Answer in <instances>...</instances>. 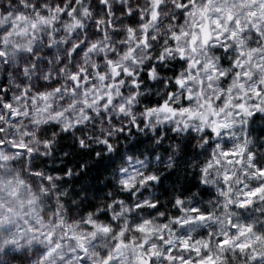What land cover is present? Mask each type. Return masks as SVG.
I'll use <instances>...</instances> for the list:
<instances>
[{
  "label": "snow or ice",
  "instance_id": "snow-or-ice-1",
  "mask_svg": "<svg viewBox=\"0 0 264 264\" xmlns=\"http://www.w3.org/2000/svg\"><path fill=\"white\" fill-rule=\"evenodd\" d=\"M0 264H264V0H0Z\"/></svg>",
  "mask_w": 264,
  "mask_h": 264
},
{
  "label": "trees",
  "instance_id": "trees-1",
  "mask_svg": "<svg viewBox=\"0 0 264 264\" xmlns=\"http://www.w3.org/2000/svg\"><path fill=\"white\" fill-rule=\"evenodd\" d=\"M62 148H63V149H68V150H71V149L74 150V146H72V145L70 144V142H68V141L63 142V144H62ZM76 158H78V157H76Z\"/></svg>",
  "mask_w": 264,
  "mask_h": 264
},
{
  "label": "clouds",
  "instance_id": "clouds-1",
  "mask_svg": "<svg viewBox=\"0 0 264 264\" xmlns=\"http://www.w3.org/2000/svg\"><path fill=\"white\" fill-rule=\"evenodd\" d=\"M72 157H69V161H68V163H71L72 162Z\"/></svg>",
  "mask_w": 264,
  "mask_h": 264
}]
</instances>
